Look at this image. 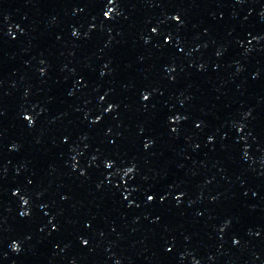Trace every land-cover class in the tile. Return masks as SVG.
I'll return each mask as SVG.
<instances>
[{"label": "snow or ice", "instance_id": "1", "mask_svg": "<svg viewBox=\"0 0 264 264\" xmlns=\"http://www.w3.org/2000/svg\"><path fill=\"white\" fill-rule=\"evenodd\" d=\"M116 5H117V0H107V10L103 11V13H102L103 17L106 20L112 18L111 14L115 11V6ZM171 19L174 20V21H176V22H178V23H182V17L179 14H176V15L172 16ZM151 32L152 33H158V29L156 27H152L151 28ZM72 35L73 36H77V35H79V33L77 31H73ZM172 40H173L172 34H168L167 36L164 37V43L165 44H168V43L172 42ZM169 71L174 72L175 69L174 68H169ZM150 95H151L150 93H148V94H142V99L144 101H148L150 99ZM101 99L103 100V99H105V97L102 96ZM113 107H114V105H109V107L106 108L105 111L111 112ZM24 119L28 121L29 125H32L33 124V118L32 117L25 116ZM180 119H181V117H179V116H176V117L171 118V120H172L173 123H178L180 121ZM96 122H99V118H97V121ZM196 127L199 128V127H201V125L200 124H197ZM240 130L242 131V128ZM172 131L173 132H176L177 129L176 128H172ZM209 139H210V142H211V138H209ZM65 142H67V141H65ZM151 144H152V141L151 140L146 141L144 143V147L145 148H149L151 146ZM105 167H107V168L114 167V162L113 161H110V160L109 161H105ZM134 171H135V168L134 167H128L127 170H126V172H125V175H128L130 173H133ZM81 174L83 175V173H81ZM17 194L18 193H16V192L13 193V195H17ZM155 198L156 197L154 195H151V194L147 195V201H149V202L154 201ZM65 199H66V197H65ZM124 199L127 200L128 197L126 196V197H124ZM161 199H163V197H161ZM179 199H180V197L178 196L177 197V200H179ZM23 203L25 205H27L28 204V200L24 199L23 200ZM21 215L22 216H27V215H29V213L27 211H25V212H22ZM53 230H56L55 229V226H54ZM221 230L223 231V229H221ZM81 242L83 244H85V245L88 243L87 240H82ZM233 243L234 244H239L240 241L238 239H235L234 238L233 239ZM12 249L14 251H17V252H19L21 250L20 245L17 244V243H13L12 244ZM167 251H171V249H167Z\"/></svg>", "mask_w": 264, "mask_h": 264}]
</instances>
